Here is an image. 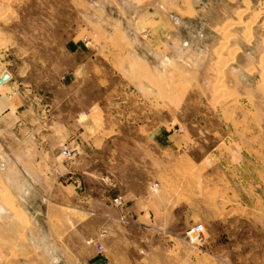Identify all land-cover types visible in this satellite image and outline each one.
<instances>
[{
	"label": "crops",
	"instance_id": "obj_1",
	"mask_svg": "<svg viewBox=\"0 0 264 264\" xmlns=\"http://www.w3.org/2000/svg\"><path fill=\"white\" fill-rule=\"evenodd\" d=\"M239 11L233 9L234 21ZM245 14L248 21L259 17L252 38H233L228 45L237 49L226 76L230 99L218 106L216 119L188 120L184 145H178L177 131L156 130V118L139 116L141 88L126 91L116 103L98 100L95 87L77 86L81 79H96L95 60H90L91 70L79 68L68 76L70 84L53 92L51 104L40 103L42 96L32 102L10 95L9 81L0 86V157L5 159L0 175L12 201L7 207L0 194L7 208L1 210L0 201V264L13 255L14 240L26 233L25 218L42 223L40 246L47 256L57 257V264L65 248H73L85 264H167L170 258L156 262V254L175 251L180 206L189 217L187 229L201 224L206 238L201 249L189 246L185 264H264V0ZM159 31L153 29L146 41H133L137 58L126 62L137 66L146 55L156 59V44L168 36ZM101 42L94 46H112ZM119 105L120 118H115ZM212 135L217 146L207 158L224 165L201 162L156 170V141L167 143L171 155L176 146L205 149L202 143ZM66 144L80 148L73 161L60 155ZM185 159L193 163L189 153ZM176 175H185L183 191ZM180 194L183 202L177 200ZM116 197L123 200L120 208L112 204ZM86 225L92 231L81 237L80 246L71 243L74 232Z\"/></svg>",
	"mask_w": 264,
	"mask_h": 264
},
{
	"label": "rangeland",
	"instance_id": "obj_2",
	"mask_svg": "<svg viewBox=\"0 0 264 264\" xmlns=\"http://www.w3.org/2000/svg\"><path fill=\"white\" fill-rule=\"evenodd\" d=\"M240 1L0 0V74L6 72L12 76L8 82L13 88L10 95L26 96L32 102L34 97L40 100L42 96L40 103L46 105L51 104L57 88L70 84L71 81L65 80L68 76L79 68L86 72L91 70L90 60H95L96 79H81L77 86L95 87L98 100L113 98L116 103H121L126 91L141 88L139 116L156 118V130L177 131V143L184 145L185 139L181 136L186 122L216 119L218 106L230 99L226 76L237 49L228 45L233 38H252L253 25L259 17L257 14L254 20L248 21L249 15L245 14L254 9L259 0H253V5L249 0H244V4ZM233 9L241 10L235 21ZM107 20L114 23L108 24ZM155 28L160 30L159 34H168L166 38L161 36L162 42L156 44V59L146 55L145 61H138L137 66L128 64L126 58H137L133 41L148 40ZM104 40L112 46H94L96 42L104 45L101 42ZM121 109L120 105L114 108L115 118H120L116 115L121 114ZM217 141L212 135L202 143L205 149L200 148L201 144L195 152L176 146V152L171 155L167 143L159 145L156 141V170L163 165L196 167L201 162L202 166H222L223 160L218 163L216 158H207ZM186 153L193 156V163L186 162ZM4 161L0 157V167ZM184 178L185 175L175 177L181 182V191L185 186ZM0 194L6 206L12 202L2 175ZM209 194L210 198H215L217 192ZM177 200L183 202V194ZM178 209L177 225L182 229L177 232L180 234L175 240L177 247L173 252L161 250L156 254V262L168 257L167 264H185L187 249L195 247L185 239L189 218L184 213L185 207ZM21 216L24 217L20 214L19 218ZM22 224L26 233L14 240L13 255L3 264H57V257L47 256L40 246L42 223L25 218ZM90 229L92 231V227L86 225L74 232L76 238L70 242L80 246L81 237L87 236ZM29 231L36 237H30ZM58 261L59 264H85L84 257L76 255L73 248H65L64 256Z\"/></svg>",
	"mask_w": 264,
	"mask_h": 264
},
{
	"label": "built area",
	"instance_id": "obj_3",
	"mask_svg": "<svg viewBox=\"0 0 264 264\" xmlns=\"http://www.w3.org/2000/svg\"><path fill=\"white\" fill-rule=\"evenodd\" d=\"M11 79V78H10ZM10 81V80H9ZM80 148L77 144H66L61 148V156L66 161H73L79 154ZM108 178H106L107 180ZM157 185L154 186L156 188ZM112 204L116 208L123 206V200L121 197H116L113 199ZM185 239L187 243L191 246H202L205 243V229L201 224L195 225L189 228L185 234ZM89 245H95L100 254L104 253V248L102 245L95 244L93 240L88 241Z\"/></svg>",
	"mask_w": 264,
	"mask_h": 264
},
{
	"label": "water",
	"instance_id": "obj_4",
	"mask_svg": "<svg viewBox=\"0 0 264 264\" xmlns=\"http://www.w3.org/2000/svg\"><path fill=\"white\" fill-rule=\"evenodd\" d=\"M10 74H5L2 78H0V86L7 83L10 80Z\"/></svg>",
	"mask_w": 264,
	"mask_h": 264
},
{
	"label": "bare ground",
	"instance_id": "obj_5",
	"mask_svg": "<svg viewBox=\"0 0 264 264\" xmlns=\"http://www.w3.org/2000/svg\"><path fill=\"white\" fill-rule=\"evenodd\" d=\"M1 201V200H0ZM1 203H2V207H1V210H3V209H5L6 210V206H5V204L3 203V201H1ZM2 213V212H1ZM37 246V245H36Z\"/></svg>",
	"mask_w": 264,
	"mask_h": 264
}]
</instances>
